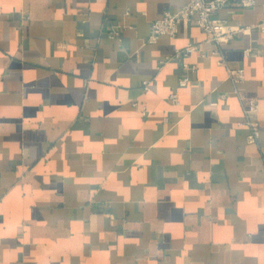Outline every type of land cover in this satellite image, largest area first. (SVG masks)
I'll return each instance as SVG.
<instances>
[{
    "label": "crops",
    "instance_id": "1",
    "mask_svg": "<svg viewBox=\"0 0 264 264\" xmlns=\"http://www.w3.org/2000/svg\"><path fill=\"white\" fill-rule=\"evenodd\" d=\"M186 2L0 0V264H264V0Z\"/></svg>",
    "mask_w": 264,
    "mask_h": 264
},
{
    "label": "built area",
    "instance_id": "2",
    "mask_svg": "<svg viewBox=\"0 0 264 264\" xmlns=\"http://www.w3.org/2000/svg\"><path fill=\"white\" fill-rule=\"evenodd\" d=\"M232 0H187L186 4L178 11H165L163 15L156 19L151 26V33L148 41L155 43L160 37L168 36L171 38L176 37L180 31V24L183 21L195 20L197 25L206 33L208 38L212 41L219 43L222 38H233V33H224V22L216 17V15L226 7ZM258 0H236L237 4L244 9H250L257 5ZM262 32H264V18L257 25ZM119 32L114 31L112 37H116ZM196 49V45H190L186 48V53H190ZM248 52V51H247ZM216 55L220 56L219 64L226 67L229 79L238 85L245 79V70L242 68H231L223 57L220 49L215 51ZM189 83L187 77L180 79L179 85L186 86ZM150 82H144V89L149 90ZM170 100L174 104H179V95L173 92L170 95ZM258 112V104L253 101L250 107L245 111L246 124L250 128L249 139L252 142L257 141L259 137V128L256 120ZM146 114V110L143 112Z\"/></svg>",
    "mask_w": 264,
    "mask_h": 264
}]
</instances>
